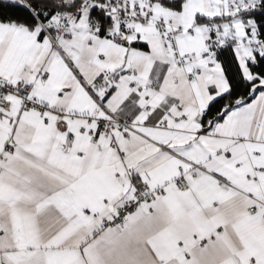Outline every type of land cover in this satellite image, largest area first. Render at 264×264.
Returning <instances> with one entry per match:
<instances>
[{
  "label": "snow or ice",
  "instance_id": "6c2138e0",
  "mask_svg": "<svg viewBox=\"0 0 264 264\" xmlns=\"http://www.w3.org/2000/svg\"><path fill=\"white\" fill-rule=\"evenodd\" d=\"M0 264H264V0H0Z\"/></svg>",
  "mask_w": 264,
  "mask_h": 264
}]
</instances>
